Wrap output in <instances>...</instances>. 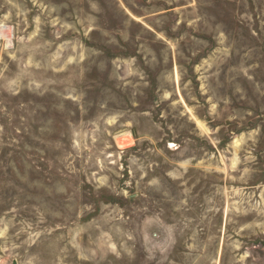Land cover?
Wrapping results in <instances>:
<instances>
[{"label":"rangeland","instance_id":"374dc122","mask_svg":"<svg viewBox=\"0 0 264 264\" xmlns=\"http://www.w3.org/2000/svg\"><path fill=\"white\" fill-rule=\"evenodd\" d=\"M0 264H264V0H0Z\"/></svg>","mask_w":264,"mask_h":264}]
</instances>
